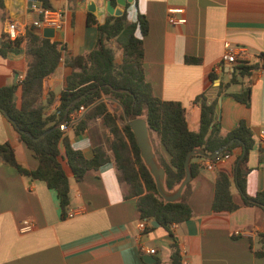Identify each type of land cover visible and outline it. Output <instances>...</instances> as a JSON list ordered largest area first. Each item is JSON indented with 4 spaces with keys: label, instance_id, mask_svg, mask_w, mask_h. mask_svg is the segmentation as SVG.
I'll return each instance as SVG.
<instances>
[{
    "label": "crops",
    "instance_id": "1",
    "mask_svg": "<svg viewBox=\"0 0 264 264\" xmlns=\"http://www.w3.org/2000/svg\"><path fill=\"white\" fill-rule=\"evenodd\" d=\"M48 0L52 9L63 11V26L54 31L52 41L60 44L62 56L55 71L42 82V101L52 95L45 107V115L55 112L59 93L72 69L65 64L70 57L92 51L97 41V25L108 15V0ZM111 5L126 13L127 21L135 24L142 15L148 32L141 37L143 72L152 94L162 101H176L185 108L189 129L198 130L200 108L194 98L204 94L207 104L216 102V120L220 136L232 131L240 121L251 131L254 146L248 154L244 194L253 197L264 188V0H131L120 6ZM0 45L8 20L30 22L37 18L29 0H0ZM41 6V2L37 0ZM94 4V11L88 7ZM168 10H182L175 14L185 18L184 24L168 25ZM94 24L87 23V14ZM43 29L32 31L43 36ZM135 36L140 37L139 31ZM121 59V50L111 41ZM242 47L248 53V63H256L245 82L250 85V103L245 106L229 94L241 91L240 84H230L218 95L219 88L228 84L234 68L221 64L224 45ZM25 41L16 52L0 56V86L17 85V77L25 71ZM186 58L198 60L187 63ZM261 58V59H260ZM220 65L218 71L214 67ZM232 70V71H231ZM210 75L213 76L211 82ZM18 102V93L15 95ZM108 112H122L113 99L103 97ZM118 127L122 122H117ZM71 148L92 158L94 145L103 144L109 157L111 135L100 118L90 121L88 129L74 134L70 126L65 130ZM154 154L169 163V155L155 132H148ZM9 143L18 164L27 170L37 167V160L24 143L17 140L16 131L0 113V144ZM63 169L69 182V203L62 211L56 191L44 182L19 174L0 159V264H146L141 247L153 249L154 263L171 264L172 245L176 243L180 264H264V258L254 255L263 250L260 235L264 234V211L257 206H245L231 177L230 193L238 208L230 212H215L211 205L214 183L220 172L232 174L234 161L241 153L234 148L227 158L213 163L212 169L204 161L195 159L200 170L189 181L186 203L191 217L174 224L169 231L161 225L149 226L140 235L136 223L141 218L137 197L125 198L126 185L119 182L113 159L96 170H87L81 181H74L66 165L63 144H59ZM259 156H262L261 162ZM66 210L79 211L65 219ZM31 220L33 229L21 233L18 226ZM235 232H238L236 235ZM153 264V263H152Z\"/></svg>",
    "mask_w": 264,
    "mask_h": 264
},
{
    "label": "trees",
    "instance_id": "2",
    "mask_svg": "<svg viewBox=\"0 0 264 264\" xmlns=\"http://www.w3.org/2000/svg\"><path fill=\"white\" fill-rule=\"evenodd\" d=\"M43 9H52L48 0H38ZM0 7H2L0 2ZM87 23L94 24L93 15L87 14ZM139 31L140 37L135 36ZM148 32V24L142 15H138L135 24L127 21L126 13L120 16H107L104 23L97 25V41L95 48L82 55L70 57L65 64L72 72L65 79L64 89L59 93V105L54 113L45 115V107L52 101L48 95L42 101V82L57 68L62 52L60 44L27 30L22 38L10 41L4 38L0 45V56L8 52H16L25 41V71L17 85L0 86V113L16 131L17 140L25 144L37 160L34 170H27L17 163L14 149L9 143L0 144V159L14 168L19 174L45 183L49 189L56 191L59 205L64 211L69 203V182L63 169L59 144L64 147L66 165L69 167L74 181L82 180L87 170H96L112 158L118 170L119 182L126 185L125 198L137 197V209L141 218L159 222L168 231L172 225L188 220L191 209L186 203L189 192L188 182L177 202H165L156 190L153 176L145 166L135 143L133 132L127 124L128 119L144 118L148 132H155L160 143L168 153L169 163L156 159L164 170L163 187L171 192L178 188L184 178V162L189 152L191 156L188 166L192 178L200 170L194 160L216 161L228 157L234 148L241 153L234 161L232 174L220 172L214 183V196L211 208L215 212H230L238 208L230 193L231 177L242 197L245 206H257L264 211V188L253 197L244 194L245 176L248 154L254 146L251 131L240 121L238 125L224 137L220 136L219 122L216 120V102H206L204 94L194 98V104L200 108L198 130L187 126L185 108L176 101H162L156 98L150 85L145 81L143 72V46L141 37ZM111 41L121 50L119 63L115 62ZM261 59V58H260ZM187 63H198V60L186 58ZM264 66V60L261 62ZM257 67L256 63H242L234 68L232 78L227 85L221 86L218 95L230 84H240L241 91L229 94L235 101L248 106L250 103V85L245 79ZM212 82L213 76L210 75ZM224 89V90H223ZM18 93V102L15 95ZM103 97L115 100L125 113L114 115L108 112ZM76 101L73 105L72 102ZM84 107L83 116L70 128L74 134L88 129V123L100 118L111 135L108 151L103 144L93 146L92 158L85 159L80 151L71 148L65 131L58 125L68 122L69 115L79 107ZM122 126L118 127L117 122ZM69 125V124H68ZM52 129L43 137L45 131ZM38 138V139H37ZM233 140V143L221 151L215 158L207 159L215 150ZM197 153H202L199 155ZM262 156H259L261 162ZM64 215V212H63ZM264 244V234L260 235ZM176 243L172 245L171 264H180ZM256 257L264 258V251L253 252ZM153 264H158L156 261Z\"/></svg>",
    "mask_w": 264,
    "mask_h": 264
},
{
    "label": "built area",
    "instance_id": "3",
    "mask_svg": "<svg viewBox=\"0 0 264 264\" xmlns=\"http://www.w3.org/2000/svg\"><path fill=\"white\" fill-rule=\"evenodd\" d=\"M30 7L37 13V18L32 19L30 22H18L13 20H8L6 22L3 33L6 39L13 41L18 38H22L27 30L33 28H50L54 31H59L63 26V11L60 9H43L37 0H29ZM175 14H182V10H168L166 22L168 25L174 26L185 23V18L183 16H176ZM248 53L242 47H233L228 44L224 45V50L221 55V64H228L230 66L236 67L242 63L248 62ZM220 69V65L214 67V72ZM23 77H17L16 82L20 83ZM85 112L84 107H79L77 110L73 111L69 115L68 122H63L58 125L60 131H65L69 126H71L75 121L79 120ZM69 124V125H68ZM264 140V136H261ZM227 158V157H224ZM224 158L216 159V161H204V167L208 170L212 169L213 163ZM79 211L77 210H66L63 217L65 219L73 218ZM151 220L148 218H140L136 223V229L138 234L142 235L146 228L150 226ZM33 222L31 220H23L18 226V230L21 233L30 232L33 229ZM173 226V225H172ZM171 226V227H172ZM237 235L238 232H235ZM142 254L153 255V249L140 248Z\"/></svg>",
    "mask_w": 264,
    "mask_h": 264
},
{
    "label": "water",
    "instance_id": "4",
    "mask_svg": "<svg viewBox=\"0 0 264 264\" xmlns=\"http://www.w3.org/2000/svg\"><path fill=\"white\" fill-rule=\"evenodd\" d=\"M131 0H116V2L120 5V6H124L126 4V2H130ZM70 4L75 2L74 0H69L68 1ZM81 3H84V0H81ZM30 4V1H29ZM88 10L90 12L94 11V4H91L88 7ZM105 10L107 12L108 15L111 16H120L121 15V11L116 10L110 3V1L108 0L105 3ZM53 29L47 28V29H43V36L45 38H52L53 36ZM232 71V70H231ZM76 101L72 102L71 105H73ZM122 113L124 115V118H126L124 111L122 110ZM127 124L130 127L131 131L133 132V136L135 139V143L137 145V147L139 148V152H140V156L145 164V166L148 168L150 174L153 176L154 178V182H155V186H156V190L157 193L159 195V197L164 200L165 202H177L181 199V194L182 191L185 187V185L191 180L192 176H191V171L190 168L188 166L189 160L191 158V156H193L195 154V152H189L186 156L185 162H184V178L181 181V183L179 184L178 188L171 191V192H167L165 191L164 187H163V180H164V170L163 168L160 166V164L158 163L156 156L153 152L152 149V145L149 139V134H148V129H147V125L146 122L144 120V118H132V119H128L127 120ZM52 129H49L47 131H45L43 134H41V137H43L44 135H46L48 132H50ZM38 139V138H37ZM233 143V140H230L229 142H227L226 144H224L223 146H221L220 148H218L217 150H215L211 155L209 156H205L207 159H213L215 158L221 151H223L226 147H228L229 145H231ZM199 155H202V153H197ZM150 225L153 226H158V223L156 221L151 220ZM143 261L146 264H152L154 263V258L152 256H144L143 257Z\"/></svg>",
    "mask_w": 264,
    "mask_h": 264
},
{
    "label": "rangeland",
    "instance_id": "5",
    "mask_svg": "<svg viewBox=\"0 0 264 264\" xmlns=\"http://www.w3.org/2000/svg\"><path fill=\"white\" fill-rule=\"evenodd\" d=\"M115 44H114V48H113V46H111V48H112V50H113V52H114V55H117L118 54V49L117 50H115ZM119 114H121L120 112H118V113H115V115H119Z\"/></svg>",
    "mask_w": 264,
    "mask_h": 264
}]
</instances>
